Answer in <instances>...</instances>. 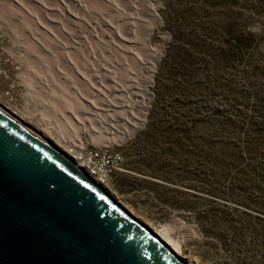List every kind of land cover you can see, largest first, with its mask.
I'll list each match as a JSON object with an SVG mask.
<instances>
[{"label": "rangeland", "instance_id": "374dc122", "mask_svg": "<svg viewBox=\"0 0 264 264\" xmlns=\"http://www.w3.org/2000/svg\"><path fill=\"white\" fill-rule=\"evenodd\" d=\"M156 1L159 19L147 44L157 57L142 125L113 145L84 129L78 135L121 154L106 189L153 231L172 232L187 264H264V0ZM14 5L0 0L3 116L46 137L41 129L58 126L62 113L74 122L73 108L103 136L116 135L120 123L104 103L109 93L96 89L105 59L79 57L84 75L74 72L30 42L33 23L15 16Z\"/></svg>", "mask_w": 264, "mask_h": 264}, {"label": "water", "instance_id": "95a60500", "mask_svg": "<svg viewBox=\"0 0 264 264\" xmlns=\"http://www.w3.org/2000/svg\"><path fill=\"white\" fill-rule=\"evenodd\" d=\"M121 206L66 153L0 113V264H177Z\"/></svg>", "mask_w": 264, "mask_h": 264}, {"label": "bare ground", "instance_id": "6f19581e", "mask_svg": "<svg viewBox=\"0 0 264 264\" xmlns=\"http://www.w3.org/2000/svg\"><path fill=\"white\" fill-rule=\"evenodd\" d=\"M9 1H13L15 4V16L28 23H33L34 27L26 30L28 36L31 38L30 42L34 41L38 43L43 51L52 56H61L60 58L67 62L68 65L66 66L74 72L77 71L79 74L84 75L82 70L84 68H80L77 60L79 57H82L83 60L84 58L90 57L94 60L97 57L105 59L106 64L102 65V68L98 71L100 72L99 74L103 75V79L105 78L106 82L102 78H99L98 83L100 85L96 83L99 86L96 89L99 92L97 93L101 96L104 94V91L102 92L100 87L103 86L107 89L105 90L108 91L109 96L104 95L105 101L103 99L107 105V110H110L111 113L107 114L110 120L119 121L120 123L119 129H117L118 133L114 136L111 134L106 137L101 134L95 126L96 124L89 117H81V113L79 114L72 108L70 109V114L73 118L72 122L74 121L76 124L69 122V115L64 112L61 115V123L55 119L58 122V126L50 125L51 127L49 128H40L46 137L41 133L25 128L21 121H19L20 119H16L15 123L19 127L21 126L22 129H27L28 134L33 138L38 140L36 137H39L43 140L39 141L46 142V144H50L65 153L66 149L69 146H73L75 142L77 144L82 143L77 132L78 128L87 130L90 134L92 133L93 141L98 144L113 145L123 140L142 125L147 109V96L150 95L148 85L152 83V74L155 66L154 61L157 57L155 49L147 44L152 28L159 19L156 11V0H52L54 3L53 6L50 4L52 1L48 4L46 3L47 0L46 2L45 0ZM94 4L105 6L102 8H105L106 11L99 13V9L94 10L95 7L93 9ZM42 14L45 16V22L42 21L44 18L42 20L40 19ZM47 22L49 25L52 24L55 30H53L54 27L47 26ZM37 24L44 30L38 31ZM42 35L44 37L47 35V39L54 43V48L48 46L46 43H41L44 42V38H41ZM49 48L52 49L53 53L49 52ZM62 66L64 65L62 64ZM69 71L71 72V70ZM93 83L92 85L95 84ZM54 94L50 95L54 96ZM68 103L70 104L71 102L69 101ZM45 105L49 106V103ZM70 105L72 106L73 104ZM85 110H87V107ZM0 113L2 114L4 112L0 109ZM69 130H71L72 138L68 135ZM94 132L96 133L94 134ZM70 169V171L76 172L74 167ZM105 196L111 200L109 196ZM156 234L161 241L158 243L160 248L165 251H167L166 249H172L178 256L182 254L179 241L172 232L159 231ZM180 261L183 264H187L183 261V258Z\"/></svg>", "mask_w": 264, "mask_h": 264}, {"label": "built area", "instance_id": "2783aa9c", "mask_svg": "<svg viewBox=\"0 0 264 264\" xmlns=\"http://www.w3.org/2000/svg\"><path fill=\"white\" fill-rule=\"evenodd\" d=\"M65 153L87 176L105 188L111 175L119 170L122 162V156L118 151L108 146H88L84 142L80 144L75 142Z\"/></svg>", "mask_w": 264, "mask_h": 264}]
</instances>
